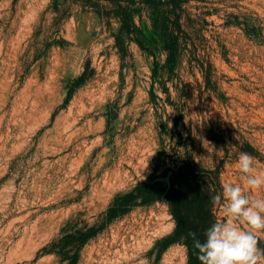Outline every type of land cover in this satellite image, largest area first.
Segmentation results:
<instances>
[{
  "label": "rangeland",
  "instance_id": "374dc122",
  "mask_svg": "<svg viewBox=\"0 0 264 264\" xmlns=\"http://www.w3.org/2000/svg\"><path fill=\"white\" fill-rule=\"evenodd\" d=\"M241 152L264 172V0H0V264H189L167 201L109 211L242 185Z\"/></svg>",
  "mask_w": 264,
  "mask_h": 264
},
{
  "label": "clouds",
  "instance_id": "9594fccd",
  "mask_svg": "<svg viewBox=\"0 0 264 264\" xmlns=\"http://www.w3.org/2000/svg\"><path fill=\"white\" fill-rule=\"evenodd\" d=\"M243 184L223 183L221 191L210 197V203L222 213L200 239L189 231L193 254L199 264H264V172H259L255 158L247 152L238 157ZM187 264V257L185 258Z\"/></svg>",
  "mask_w": 264,
  "mask_h": 264
},
{
  "label": "trees",
  "instance_id": "16d2710c",
  "mask_svg": "<svg viewBox=\"0 0 264 264\" xmlns=\"http://www.w3.org/2000/svg\"><path fill=\"white\" fill-rule=\"evenodd\" d=\"M214 174L212 171L185 167L173 173L170 186L160 182L158 177H151L140 183L134 193L116 200L118 208L110 209V219H113L112 214L118 209L121 210L139 197H143L144 202L167 201L176 221V231L170 241L183 242L188 249L189 264H199L193 254L191 239L185 238L189 231H194L203 239V232L215 221L210 197L221 191V184ZM93 235L91 233L86 236L82 243Z\"/></svg>",
  "mask_w": 264,
  "mask_h": 264
},
{
  "label": "water",
  "instance_id": "95a60500",
  "mask_svg": "<svg viewBox=\"0 0 264 264\" xmlns=\"http://www.w3.org/2000/svg\"><path fill=\"white\" fill-rule=\"evenodd\" d=\"M172 176H173V173L170 172L169 177H168V184H167L168 186L171 185Z\"/></svg>",
  "mask_w": 264,
  "mask_h": 264
}]
</instances>
